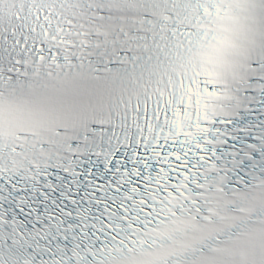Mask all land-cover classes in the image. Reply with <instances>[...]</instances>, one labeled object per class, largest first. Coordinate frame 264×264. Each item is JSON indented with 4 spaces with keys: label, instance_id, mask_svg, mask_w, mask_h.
<instances>
[{
    "label": "snow or ice",
    "instance_id": "snow-or-ice-1",
    "mask_svg": "<svg viewBox=\"0 0 264 264\" xmlns=\"http://www.w3.org/2000/svg\"><path fill=\"white\" fill-rule=\"evenodd\" d=\"M0 264H264V0H0Z\"/></svg>",
    "mask_w": 264,
    "mask_h": 264
}]
</instances>
